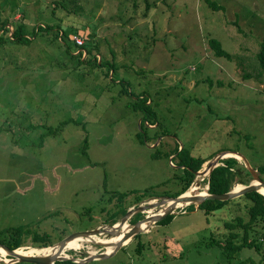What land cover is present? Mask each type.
Masks as SVG:
<instances>
[{
  "label": "rangeland",
  "instance_id": "obj_1",
  "mask_svg": "<svg viewBox=\"0 0 264 264\" xmlns=\"http://www.w3.org/2000/svg\"><path fill=\"white\" fill-rule=\"evenodd\" d=\"M214 1L217 7L207 0H69L71 10L53 14L52 0H0V231L24 227L18 248L32 247V233L47 234L51 246L76 230L112 223L117 205L180 191L184 172L176 163L185 154L206 160L200 171L223 151L264 164V73L259 75L257 58L264 0ZM37 20L87 23L79 32L98 38L101 56L114 50L123 65L117 76L134 94L153 100L159 128L140 121L130 97L118 94L122 84L108 89L103 74L90 77L87 68L72 67L73 58L47 43L48 35L24 43V22ZM18 26L21 41L10 37ZM211 37L231 60L215 56ZM157 129L163 135L155 140ZM140 132L153 136L141 141ZM207 178L198 181L205 191ZM237 185L244 184L232 187ZM113 191L128 194L120 203L110 198ZM183 207L130 237L124 252L85 264H221L219 249L204 242L224 231L223 220L239 210L230 208L228 215L226 205L206 214ZM83 242L66 251L70 259L106 250Z\"/></svg>",
  "mask_w": 264,
  "mask_h": 264
},
{
  "label": "trees",
  "instance_id": "obj_2",
  "mask_svg": "<svg viewBox=\"0 0 264 264\" xmlns=\"http://www.w3.org/2000/svg\"><path fill=\"white\" fill-rule=\"evenodd\" d=\"M52 1L54 3L52 7L53 14H55L56 9L60 8H67L68 10H71L67 7L69 0ZM207 2L212 7L218 6L214 0H207ZM87 26L89 25L85 22L77 23L75 25L71 24L69 26H65L61 21L47 22L37 20L30 24L24 22V43H28V41L32 38H35L34 40H36L44 35H48L49 39L47 43L55 42L56 46L60 47L61 51L66 50L68 56L73 58V66L70 63L68 65H71L76 69L87 68V71H85L84 74L87 73L90 77L97 73L103 74L102 79H105L104 83L108 86V89L110 87H114L117 83L122 84L121 88L118 90V94L123 93L130 97L129 104L132 109L141 113L140 121H146L149 128L150 125H155V128H159V118L156 116L154 111H151L154 109L153 100H150V97L146 93L142 94L140 92L134 94L130 88L129 82L117 76L116 72L119 68H122L123 65H118L116 53L112 48H110L109 57H103V54L101 56V53L99 52L98 38L93 37L91 32H89L87 36L79 32L81 27L86 28ZM74 34H79L83 37V44H78L73 39ZM22 36L23 31L21 26L14 28L10 34L11 39L18 41L22 40ZM208 43L215 56L224 57L227 60L232 59L231 54L221 47V43L218 39L211 37L209 38ZM76 48H78V50H82L75 54L74 50ZM84 52L86 53V56L83 57ZM97 53H100L99 58L96 56ZM59 57L62 59L60 62L62 64L65 61V57L61 52ZM257 58L260 68L259 75L261 76L264 73V39L261 42ZM63 64L67 65L65 62ZM141 71L138 72L141 73ZM140 134L141 136H139V138L141 141H143V139H145V141H149V137L153 136L151 134L149 136H143L141 132ZM160 135H163L162 132H159L158 129L155 130L153 139L156 140V138ZM183 152L184 148L182 147L179 153ZM205 161V159L185 154L184 158L176 163L184 172V176L182 175L179 177L182 181V188L180 191L171 195H177L186 191L195 177V172L201 168ZM219 163L220 164L211 170L207 178L209 193H224L225 191L231 189L234 184L239 183L245 185L252 180L251 172L248 171L242 162L236 158L225 157L221 159ZM253 167L261 174H264V164L256 166L253 165ZM146 191L148 190H144L142 194L145 195ZM127 194L128 193L126 191H113L111 192L110 198L117 196V201L122 203L123 198ZM142 196L143 195L138 197L136 196L135 199L140 200ZM226 205L228 207V215L232 208L239 211H235L230 218H225L223 220L225 230L221 233H217L218 236L212 233L209 234L204 242L205 248L209 249L217 247L219 249L221 264H224V260L227 264H264V194L258 191H252L227 199L206 198L197 205V208L206 214H210L212 211L225 207ZM233 205L242 207V209H238ZM186 207L191 209L194 208L195 205L190 203L183 208ZM127 208L128 207L124 205H121L120 207L117 205V208L113 209L111 216L109 217L112 218V223L118 220L116 219L118 214L120 213V215H122ZM171 215L172 213L168 214L156 223L167 220L171 217ZM142 216V213H136L131 216L130 221L133 222ZM23 234L24 227L8 226L0 231V242L10 249H18L19 246L23 245ZM139 234L140 233H137L135 235L137 236ZM49 239L50 238L47 234L32 233L31 246L37 248L49 246ZM245 249H248L250 253L240 255V252ZM0 264L5 263L1 262ZM58 264L75 263L69 259L59 261Z\"/></svg>",
  "mask_w": 264,
  "mask_h": 264
},
{
  "label": "water",
  "instance_id": "obj_3",
  "mask_svg": "<svg viewBox=\"0 0 264 264\" xmlns=\"http://www.w3.org/2000/svg\"><path fill=\"white\" fill-rule=\"evenodd\" d=\"M224 153H231L241 159L242 164L248 171L252 174V180L248 182V184L232 187L231 189L225 191L224 193H209L208 188L209 184L207 183L206 191L204 193H196L188 195L184 191L177 195H162L158 200H153L149 202H141L135 204L131 207H128L127 210L120 216L119 220H116L113 223L105 224L106 226H96L90 229L84 230H76L66 236L62 237L60 240L52 243V247H54L53 255H22L16 253V249H10L7 246L3 245L0 242V248L3 249L7 255L10 256L8 261H5V264H12L16 262H31L33 264H58L59 261H65L70 259L67 255H63L68 242L76 237H89L91 241L99 243L100 246L106 248L111 246V249L105 250L100 253H90L83 258H72L71 260L75 264H85L92 260L102 259L109 256H112L121 246L124 245L125 240L134 236L137 233L145 231L151 225L155 224L164 216L175 213L177 207H183L190 203H193L197 206L200 202H202L206 198H215V199H227L235 196H240L244 193L258 191L264 194L261 191V188L264 187V179L260 176L257 169L253 167L250 163L249 159L242 156L240 153H236L234 151H223L220 154H217L216 157L209 161L207 164V175L209 176L211 170L216 167L219 163V159H223L224 157H234L232 155L225 156ZM236 158V157H234ZM237 159V158H236ZM204 170V169H203ZM202 171L198 170L195 172L196 175H201ZM157 197V196H156ZM162 206L163 208L160 211L153 212L151 209L154 207ZM136 213H143V216L128 224L127 229L122 232V236L111 242L108 240H96L93 236L98 233H104L106 235H112L119 230L123 229V225L127 223V220L131 218ZM144 222V224H142ZM47 247V246H46Z\"/></svg>",
  "mask_w": 264,
  "mask_h": 264
},
{
  "label": "bare ground",
  "instance_id": "obj_4",
  "mask_svg": "<svg viewBox=\"0 0 264 264\" xmlns=\"http://www.w3.org/2000/svg\"><path fill=\"white\" fill-rule=\"evenodd\" d=\"M232 156L236 157V158H239L237 156H235L234 154H231ZM207 166H205L203 172L201 175H198L197 177L199 179H197V181H195V183L191 186V188L189 190H187L185 193L188 194V195H191V194H196V193H204L205 190L204 189H201L200 187V181L205 175H207ZM199 181V182H198ZM261 191L264 193V187L261 188ZM151 211L154 212L153 209H151ZM131 222V221H130ZM126 224V223H125ZM124 224V225H125ZM144 224V222L142 223ZM123 225V229L119 230L118 232L114 233V235L112 234V236L110 237H107V238H100L97 236V234L93 235L97 240H108V241H115L117 239H119L121 236H122V232H124L128 225L124 226ZM129 238H127L125 241H127ZM85 240H90L89 237H83V236H80V237H76L72 240H70L68 242V246L64 252L63 255H67L66 254V251L69 250V249H80L84 246V242ZM54 247L52 246H49V247H42V248H37V247H27V248H24V247H20L18 249H16V253L18 254H22V255H53L54 253ZM111 249V246H108L106 247V250H110ZM98 250V249H97ZM96 252V251H94ZM102 252V251H101ZM6 252L0 248V259L5 257ZM9 259L7 257H5L4 261H8Z\"/></svg>",
  "mask_w": 264,
  "mask_h": 264
},
{
  "label": "crops",
  "instance_id": "obj_5",
  "mask_svg": "<svg viewBox=\"0 0 264 264\" xmlns=\"http://www.w3.org/2000/svg\"><path fill=\"white\" fill-rule=\"evenodd\" d=\"M155 127H151L150 129H154ZM187 210H189V209H187ZM195 210H199L198 208H197V206H195L194 208H191L190 209V211H195ZM184 211V210H183ZM182 211V212H183ZM186 211V210H185ZM154 225V224H153ZM153 225H151V226H153ZM156 225H158L157 223H156ZM151 226L149 227V228H147L144 232H149L150 230H151ZM131 239V238H130ZM130 239H128L127 241H125V243H124V245L123 246H121L112 256H115V254L118 252V251H125L126 249H127V247H125V246H127L128 245V243L131 241Z\"/></svg>",
  "mask_w": 264,
  "mask_h": 264
},
{
  "label": "built area",
  "instance_id": "obj_6",
  "mask_svg": "<svg viewBox=\"0 0 264 264\" xmlns=\"http://www.w3.org/2000/svg\"><path fill=\"white\" fill-rule=\"evenodd\" d=\"M73 39L78 43V44H83L84 39L82 36H80L79 34H74L73 35Z\"/></svg>",
  "mask_w": 264,
  "mask_h": 264
}]
</instances>
